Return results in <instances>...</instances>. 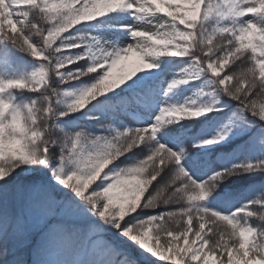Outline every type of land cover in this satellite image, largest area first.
<instances>
[{"label": "rangeland", "instance_id": "obj_1", "mask_svg": "<svg viewBox=\"0 0 264 264\" xmlns=\"http://www.w3.org/2000/svg\"><path fill=\"white\" fill-rule=\"evenodd\" d=\"M165 1L179 5L187 19H197L201 0H105L114 13L131 16L93 28L90 54L95 64L110 75L123 74L142 56L157 52L165 38L188 41L178 34L173 21L164 19ZM217 2L211 21L215 38L204 40L201 61L190 58L184 66L158 76L154 80L158 94L152 101L146 103L137 94L115 114L105 103L84 112L82 117L91 127L81 132L72 133L57 124L55 139L48 137L52 75L43 52L25 63H0V181L40 177L29 191L25 210L16 215L17 225L33 231L56 213L61 217L59 225L66 220L88 231L85 256L98 253L101 258L107 253L101 248L104 239L97 237L104 227L164 264H264V246L252 247L256 231L246 220L249 203L240 200L226 205L211 199L197 162L189 159L196 148L187 143L182 150L179 140L167 144L161 135L163 128L179 125L172 113L173 100L183 98L197 108L210 88L231 90L236 99L246 91L248 82L231 75L230 65L240 53L222 35L220 26L264 13V0ZM32 3L0 0V37L13 38L18 28L30 22L27 8ZM12 7L27 8L16 12ZM137 13L142 17H135ZM143 82L147 84L146 79ZM253 106L264 112V102L254 101ZM226 126L225 133L214 131L211 138L233 137L231 124ZM53 145L59 151L56 160L50 151ZM162 174L164 181L158 179ZM212 232L219 234L218 242H207ZM43 261L71 264L58 249Z\"/></svg>", "mask_w": 264, "mask_h": 264}, {"label": "trees", "instance_id": "obj_2", "mask_svg": "<svg viewBox=\"0 0 264 264\" xmlns=\"http://www.w3.org/2000/svg\"><path fill=\"white\" fill-rule=\"evenodd\" d=\"M32 2L29 8L12 7L16 12L30 10V22L18 28L13 38L7 34L0 37V63H25L30 56L44 53L43 59L52 75L48 123L51 139H55L57 124L72 133L90 129L91 123L83 119V113L102 107L104 103L115 114L133 95L138 94L146 103L154 100L158 94L154 80L158 76L171 67L184 66L190 58L203 59L204 40L215 38V26L211 21L219 8L217 0H201L197 19L189 20L179 5L163 2L164 19L173 21L178 34L186 36L188 41L165 38L157 52L142 56L140 62L123 74L110 75L95 64L90 54L93 28L111 25L131 13L116 14L105 5V0ZM144 15L145 11L143 17L140 13L135 17L144 19ZM220 32L231 39V45L240 53L239 59L230 65L231 75L248 82L246 91L236 99L231 97L235 94L231 90L210 88L197 108L183 102V98L177 102L173 100L172 113L179 125L163 128L161 135L167 144L179 140L177 143L182 150L189 146L187 143L196 148L189 159L197 162L195 167L211 199L226 205L240 200L249 203L250 213L246 220L256 231L252 247H262L264 112L256 110L253 103L264 102V13H256L248 21L223 22ZM144 79L147 84H143ZM227 123L235 133L233 137L225 141L211 138L214 131L225 133L229 129ZM50 151L56 160L59 151L55 146ZM158 179L165 180L163 174ZM39 182L36 174L0 181V264L12 260L20 264H44L45 256L56 249L71 264H164L120 241L104 227L97 237L104 239L101 248L107 253L101 258L98 253L85 256L89 251L88 231L66 220L59 225L61 217L56 213H51L41 228L33 231L21 228L16 217L25 210L29 191ZM206 238L207 242H218L219 234L212 232Z\"/></svg>", "mask_w": 264, "mask_h": 264}, {"label": "bare ground", "instance_id": "obj_3", "mask_svg": "<svg viewBox=\"0 0 264 264\" xmlns=\"http://www.w3.org/2000/svg\"><path fill=\"white\" fill-rule=\"evenodd\" d=\"M145 119H146V117H145ZM133 120H134V119H133ZM134 122L138 124V119H137V120H134Z\"/></svg>", "mask_w": 264, "mask_h": 264}]
</instances>
